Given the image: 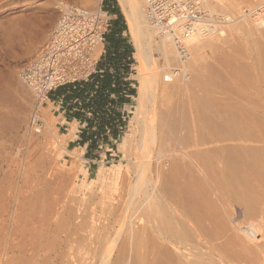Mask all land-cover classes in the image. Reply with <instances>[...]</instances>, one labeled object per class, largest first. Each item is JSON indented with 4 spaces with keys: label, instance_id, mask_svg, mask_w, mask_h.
Here are the masks:
<instances>
[{
    "label": "bare ground",
    "instance_id": "obj_1",
    "mask_svg": "<svg viewBox=\"0 0 264 264\" xmlns=\"http://www.w3.org/2000/svg\"><path fill=\"white\" fill-rule=\"evenodd\" d=\"M116 2L137 76L124 157L80 180L95 208L74 184L48 210H0V264H264V0H193L165 28ZM46 104L40 133L66 151L74 122L59 138Z\"/></svg>",
    "mask_w": 264,
    "mask_h": 264
},
{
    "label": "rangeland",
    "instance_id": "obj_2",
    "mask_svg": "<svg viewBox=\"0 0 264 264\" xmlns=\"http://www.w3.org/2000/svg\"><path fill=\"white\" fill-rule=\"evenodd\" d=\"M63 1L84 7L78 0H0V210H20L21 212L23 210H44L47 209L46 205H49L50 208L54 199L60 198L67 189L74 187V184L75 187L77 186L76 190L80 188L74 195L76 201L79 202L83 198L82 203L84 202L85 206L87 204V207L91 206L89 209L95 208L94 203L97 201L94 200L93 205H89L91 203V200L87 198L89 191L80 185V180L84 175L87 187L96 188L93 183L97 181V177L103 175L104 178H110L106 169L118 164L124 157L120 150V142L123 135L129 130L128 122L131 115L127 108L132 103V97L136 95L137 76L134 69V50L120 10L122 19L117 20L118 24L114 23L110 14H107L110 27L105 35L104 52L97 65L98 69H106L104 75L110 77L107 85L110 86L111 83H114V88L106 87L100 91L99 86L102 79L93 75L87 82L64 87L65 91L71 92L66 95L70 99L65 97L63 103L52 104L48 113L49 117L55 118L54 130L59 138L62 135L65 137L71 127L65 122L60 123L61 118L66 117V122H69V119L73 117L81 119L80 124L74 122V137L65 140L63 144L66 151L58 149L50 135H47V138L45 134H41L45 131L41 119L37 127L40 128L38 133L30 128L29 119L34 99L22 84L19 72L42 50L57 17L56 4ZM114 2L112 4L118 7L116 0ZM90 10L93 11V8ZM256 13L259 16L263 12L257 10ZM115 30H119L121 33L114 37ZM110 37L121 42L116 51L110 47ZM98 80V89H94L91 85H94ZM117 84L125 85L124 91H126L127 98L123 94H117V96L114 94ZM80 90L83 91L82 95ZM60 91L62 90L57 91L56 95ZM73 93L76 95H72ZM112 95L115 96L111 97ZM45 107L47 104L41 108ZM41 108H39V112ZM84 122H90L89 126L93 129L88 131L87 126L83 125ZM82 126L85 128L83 132H89V136L93 138L94 147L91 148V152H86L76 143H71V140L75 139L76 130L82 131ZM29 138L37 141V146H35L37 151L34 148L35 153L28 144ZM50 145L51 147H49ZM28 148L30 149L28 150ZM30 151H32L31 155L28 154ZM73 154L79 155V157L77 158ZM32 155H36L34 156L36 158H33ZM37 156L40 158L38 159ZM80 159H84V161L82 162ZM102 165L103 170L99 174L96 170ZM27 166L29 170L25 169ZM81 170L83 173L80 172ZM57 174L60 175L57 176ZM119 193L123 192L117 190L112 197L117 198ZM84 198L87 200L86 204ZM88 200L90 201L88 202ZM74 209L81 210L82 208L74 206Z\"/></svg>",
    "mask_w": 264,
    "mask_h": 264
},
{
    "label": "built area",
    "instance_id": "obj_3",
    "mask_svg": "<svg viewBox=\"0 0 264 264\" xmlns=\"http://www.w3.org/2000/svg\"><path fill=\"white\" fill-rule=\"evenodd\" d=\"M193 0H146L150 19L161 28L170 20L180 19L182 8L192 6ZM104 0H101L103 9ZM57 17L51 27L40 53L19 72L23 85L30 89L34 99L30 115V128L39 131L38 110L46 106L59 88L87 82L91 76L101 78L105 68H97L102 57L105 35L110 27L109 20L101 11L58 2ZM107 13V11H105ZM102 46V53L92 61L95 49ZM112 73V72H110ZM114 83L110 88H114ZM99 80L93 85L98 89ZM112 95L111 97H114ZM124 97L126 91L123 93Z\"/></svg>",
    "mask_w": 264,
    "mask_h": 264
},
{
    "label": "crops",
    "instance_id": "obj_4",
    "mask_svg": "<svg viewBox=\"0 0 264 264\" xmlns=\"http://www.w3.org/2000/svg\"><path fill=\"white\" fill-rule=\"evenodd\" d=\"M100 5H101V3H100ZM107 6H108V8H107L108 9L107 10V14H110L112 16V19H113L114 23L118 24V22H117L118 15L112 11L113 4H112V1L111 0L108 1ZM95 77L98 78L97 76H95ZM102 77L103 76H101L100 79H102ZM91 86L93 87V85H91ZM120 87H122L123 89H121ZM124 87H125V85H119V84H117V90L115 91L116 93H114V94L116 96H117V94L122 95L124 93ZM108 88H110V87L108 86ZM72 89H74V87H72ZM59 90H62V91H60L58 93V95H56L57 91H59ZM57 91L55 92L54 96L51 99H49V101L53 105H55L57 103L58 104L63 103V99H65V97H66V99H70V97L69 96H66V95L69 94V93H71V92L65 91V88L64 87L63 88H59ZM63 119H65L64 121L67 124H70L72 122H75V123L78 122V124L81 123V119H77L76 117H73V118L69 119V122H66V117L63 118ZM83 125L87 126L88 131L91 130V129H93V128H90V126H89V125H91L90 122H84ZM84 129H85L84 126H82V131H79L78 129L76 130V132H75V139L74 140H71V143H76V145H78L79 148H83L84 151H86V152H91V150H92L91 148L94 147L93 138L91 136H89V132H87V131L86 132H83ZM77 141H79V142H77ZM81 146H83V147H81ZM106 153H107V150H106Z\"/></svg>",
    "mask_w": 264,
    "mask_h": 264
},
{
    "label": "trees",
    "instance_id": "obj_5",
    "mask_svg": "<svg viewBox=\"0 0 264 264\" xmlns=\"http://www.w3.org/2000/svg\"><path fill=\"white\" fill-rule=\"evenodd\" d=\"M108 1L109 0H104V5H103V9L105 10V11H107L108 9V6H107V3H108ZM112 1V3L114 4L115 2H114V0H111ZM112 11L114 12V13H116L117 15H118V19H122V16H121V14H120V12H119V9H118V7H116V5L114 6L113 5V9H112ZM121 33V31H119V30H115V33H114V37L115 36H118L119 34ZM120 41L119 40H117V39H115V38H113V37H110L109 38V44H110V47H112V49L113 50H117V48H118V46L120 45ZM109 79H110V77L108 76V75H104L103 77H102V80H101V83H100V86H99V90L100 91H102L104 88H106V87H108L109 85H107L108 84V82H109ZM107 85V86H106ZM82 93H83V91H81L80 90V94L82 95ZM72 95H76L75 93H73Z\"/></svg>",
    "mask_w": 264,
    "mask_h": 264
}]
</instances>
